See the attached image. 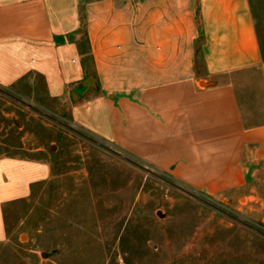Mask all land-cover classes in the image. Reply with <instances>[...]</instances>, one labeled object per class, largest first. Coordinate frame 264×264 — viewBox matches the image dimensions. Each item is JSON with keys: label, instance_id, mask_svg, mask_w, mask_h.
Here are the masks:
<instances>
[{"label": "crops", "instance_id": "obj_1", "mask_svg": "<svg viewBox=\"0 0 264 264\" xmlns=\"http://www.w3.org/2000/svg\"><path fill=\"white\" fill-rule=\"evenodd\" d=\"M0 88L67 109L75 127L195 192L264 210L251 0H0ZM51 176L49 159L0 155V242L7 205Z\"/></svg>", "mask_w": 264, "mask_h": 264}, {"label": "rangeland", "instance_id": "obj_2", "mask_svg": "<svg viewBox=\"0 0 264 264\" xmlns=\"http://www.w3.org/2000/svg\"><path fill=\"white\" fill-rule=\"evenodd\" d=\"M42 104L0 88V155L52 163L7 205L0 264H264V210L195 192Z\"/></svg>", "mask_w": 264, "mask_h": 264}, {"label": "water", "instance_id": "obj_3", "mask_svg": "<svg viewBox=\"0 0 264 264\" xmlns=\"http://www.w3.org/2000/svg\"><path fill=\"white\" fill-rule=\"evenodd\" d=\"M91 85H94V78L93 76H89L82 84V87H76L73 100H77V95L84 93Z\"/></svg>", "mask_w": 264, "mask_h": 264}, {"label": "trees", "instance_id": "obj_4", "mask_svg": "<svg viewBox=\"0 0 264 264\" xmlns=\"http://www.w3.org/2000/svg\"><path fill=\"white\" fill-rule=\"evenodd\" d=\"M74 94H76V92H75V91H74ZM77 96H79V94H78Z\"/></svg>", "mask_w": 264, "mask_h": 264}]
</instances>
